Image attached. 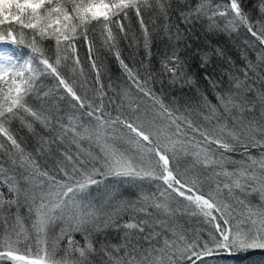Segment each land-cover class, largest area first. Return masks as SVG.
Listing matches in <instances>:
<instances>
[{
	"label": "trees",
	"instance_id": "obj_1",
	"mask_svg": "<svg viewBox=\"0 0 264 264\" xmlns=\"http://www.w3.org/2000/svg\"><path fill=\"white\" fill-rule=\"evenodd\" d=\"M237 3L252 24V30L264 36L261 23H258H264V14L259 10L264 0H237ZM230 4L231 0H148L147 6L141 7L139 17L135 10H129L127 19L121 14L119 19L124 30L112 25V40L106 39L107 34L95 22L89 26L87 39H78L75 53H70V58L62 60L58 67L60 74L81 98L83 107L66 93L63 86L58 85L54 76L41 75L36 83L38 94L30 96L28 104L40 111L46 120L36 121L29 114L21 112L9 125L23 154L34 163H25L21 168L19 155L10 142L0 136V144L4 145L0 149V165L4 169L2 178L8 184L16 183L20 189L17 203L11 204L9 202L16 199L15 195L9 193L6 184L0 183L5 201L0 207V238L11 236L15 240V233L21 227L16 223L18 215L28 234L27 241L21 236L19 252L27 254L31 245L35 253L37 234L32 225L40 197L57 187L52 183L53 179L75 187L76 182L87 175L96 182L89 183L83 191H77L75 200H81L84 204L95 203L98 211L105 214L111 210L112 215L117 204L122 205L123 210H118L114 218L101 217L95 222L96 228L84 225L91 233L94 249L87 254L85 264H115L117 259L127 264L129 256L125 255L126 251L129 255H135L136 259H140L141 254L148 256L149 260L163 255L164 264H168L167 255L157 253L150 247L149 241L143 239L150 233L162 231L159 221L166 222L169 228L178 229L189 243L197 235L201 240L208 239L211 226L204 222L202 216L193 214V207L186 201L167 197L169 213L155 207L156 203L163 202L160 194L164 188L160 180L117 176L106 165L105 143L134 161L139 159L127 129L118 123L108 127L117 118L142 125L144 131L155 136L162 148L168 145V140L159 135L158 130L165 128L171 135L176 130L173 120L180 124L184 135L179 139L185 144L192 138L203 140L193 128L210 132L215 129L218 138H223L218 131L223 124L232 127L235 123L241 130L250 129L241 136V143L230 141L235 151L225 152L211 145L216 159L223 153L224 159L219 160L218 164L205 168L196 162L194 156L179 151L172 163L184 181L197 179L199 188L205 194L212 192L221 203L231 205L241 214L245 210L243 205L237 203V197L253 205L264 203L259 193L246 196L243 192L234 193L237 190L234 187L231 196L226 189L216 192L217 184H231V179L225 177L223 172H235L242 166L247 167L251 164L249 156L259 160L264 155V147H253L251 140L252 136L264 140V135L254 130L264 128V44L251 35L247 26L233 21L235 14ZM220 12H225V15L221 16ZM24 31L30 34V30ZM42 47L46 57L54 63V40H45ZM23 50L28 53L27 48ZM121 60L127 65L131 76L124 70ZM169 69H175V74ZM133 78L163 102L170 110L171 117L159 114L153 100L137 88ZM219 96H231L244 110L232 109L230 113H225L217 99ZM101 119L106 122L107 132L98 142L94 131L85 133V129L95 130ZM186 122H190L192 127H188ZM28 123L32 125L31 130L26 126ZM10 156L16 159V164L12 163ZM142 166L147 167L146 157L144 165L135 164L138 170ZM65 172L68 176H65ZM25 194L29 197L27 201ZM32 196L36 197L34 204ZM71 203L69 201L70 206ZM30 206L33 209L31 212ZM141 221L149 222L143 232L138 228L124 227L127 223L139 224ZM62 230L66 234L60 239ZM69 236L74 241L73 249L85 246L84 233L67 229L65 223L50 230L47 228L49 249L58 241L56 259L67 257L73 261V257H77L75 254L78 252L68 251ZM168 237L172 238L171 232ZM156 243V240L151 241V244ZM159 246H162V240ZM134 247L140 250L133 252ZM203 249L201 242L192 252ZM192 252L187 254L190 258L179 264H215L217 260L221 264H264V249H233L231 254L221 251L219 255L203 259H197ZM0 264L12 262L3 259Z\"/></svg>",
	"mask_w": 264,
	"mask_h": 264
},
{
	"label": "snow or ice",
	"instance_id": "obj_2",
	"mask_svg": "<svg viewBox=\"0 0 264 264\" xmlns=\"http://www.w3.org/2000/svg\"><path fill=\"white\" fill-rule=\"evenodd\" d=\"M147 2L148 0H0V136L5 137L19 155L21 168L24 167L25 163L31 165L34 162H30L29 156L23 154V149L10 131L9 125L12 120L20 116L21 112L29 114L36 121L44 122L46 120V117L40 111L33 109L28 104L29 97L37 93L36 83L39 77L44 74L54 76L58 81V85L63 86L66 93L80 102V106L83 107L81 98L58 71L62 60L69 59L70 53H75L78 39L81 37L87 39L89 26L93 25V22L99 25L102 31L107 34L106 39L112 40L114 39L112 25L117 26L121 31L124 30V26L119 19L121 14H123L124 19H127L129 10H135V14L139 17L141 7L147 6ZM160 6L163 7L162 4ZM230 8L235 14L233 21H239L240 24L247 26V30L251 35L264 44V36L258 35L256 31L252 30L253 26L249 23L237 0H231ZM259 10L261 14H264V3L260 5ZM219 14L223 16L225 12ZM182 15L184 14L182 13ZM185 18L187 19V17ZM140 22L143 26L142 19ZM258 23H261V30L264 31V23L259 21ZM25 29L30 30V34L26 33ZM45 40H54L55 42L54 63L50 62L45 55V49L42 47ZM5 45H11V47ZM23 48L28 49L27 54ZM117 58H119V54H117ZM76 63H79L78 58ZM120 63L131 76L127 65H124L122 60ZM93 67H95L94 63ZM169 70L175 74V69ZM133 82L145 96L153 100L162 117H171L170 110L165 107L161 100L155 98L150 90H145L135 78H133ZM217 99L225 113H230L232 109H238L241 112L244 110L241 104L231 96L227 98L219 96ZM249 110H251V106ZM212 111L213 113L216 112L215 107L212 108ZM89 115H92V113H89ZM117 123L122 125V128L127 129L130 134L129 140L134 143L139 159L134 161L133 158L126 157L123 152L110 148L105 143L103 149L106 156L105 163L114 174L160 180L164 188V191L160 194L163 202L155 204L157 209L169 213V205L166 202L167 197L182 199V201H186L193 207V214L202 216L204 222L211 226L207 240H201V237L197 235L196 239L189 243L185 235L178 229L169 228L166 222L159 221L162 231L150 233L143 239L149 241L152 249L165 253L168 264H179L184 259L190 258L187 254L192 252L194 247H198L201 242L204 245L203 251L192 252V255L196 256L197 259L219 255L221 251L231 254L233 249H264V203L253 205L237 197V203L243 205L245 210L241 214L231 205L221 203L212 192L205 194L199 188L197 179L194 178L190 182L184 181L176 172V165L172 163L179 151L194 156L196 162L202 167L207 168L218 164L219 160L224 159L223 153L216 159L211 145H216L218 149H223L225 152L235 151L230 141L241 143V136L249 132L250 129L241 130L235 123L232 127L223 124L218 130L223 138H218L215 135V129L210 132L193 128V131L203 137V140L192 138L185 144L179 139L180 136L184 135L181 126L173 120L172 123L176 124L174 133L169 135L165 128L158 130L159 135L165 136L168 140V145L162 148L156 142L155 136L144 131L142 125L117 118L108 127ZM105 124L106 122L101 119L95 130L85 129V133L94 131L99 142L101 137L106 136L107 128H105ZM186 124L188 127H192L190 122H186ZM26 126L31 130V123ZM254 130L264 135V128H255ZM251 140L253 147H264V140H257L255 136H252ZM3 148L4 145L0 144V149ZM245 152H247V149H245ZM145 157L147 167L142 166L138 170L135 164L144 165ZM9 158L13 164L17 163L14 157L10 156ZM248 159L251 164L247 167L242 166L235 172H223L225 177L231 179V184L224 183L222 186L217 184V193L221 192L222 189H226L231 196L234 187L245 193L246 196L259 193L260 200L264 202V155L259 160L251 156ZM3 172V166L0 165V183L6 184L9 193L14 194L16 197L9 203L16 204L20 196V189L16 183L8 184L2 178ZM43 175H47V173H43ZM65 176H68L67 172H65ZM250 181L252 183H249ZM95 182V180L85 175L83 180L77 181L74 187L53 179L52 183L57 187L50 189L47 194L40 197L39 207L36 209V219L32 225L37 234L34 242L35 253H33L31 245L27 249V254L19 252L18 245L21 242V236L27 241L28 234L17 215L16 223L21 225L20 230L15 233V240L11 236L0 238V248L4 249L0 250V260L7 259L12 264H76L67 257L62 260L56 259L58 241L54 242L51 250L47 242L48 225L57 218H64L66 211L69 209V201L72 202L70 218L75 224V230L84 233L85 246L73 249L74 241L69 236L68 251L78 252L80 258H86L87 254L94 249L90 238L91 233L84 225L92 224L96 228L95 221L98 217L90 204L76 203L75 193L83 191L89 183ZM25 197L27 201L29 199L27 194H25ZM31 199L34 204L36 197L32 196ZM4 203L3 191L0 190V207ZM32 210L30 206L29 212ZM220 221H222V224ZM148 224V221H141L139 224L127 223L124 227L126 229L138 228L140 232H143L145 225ZM169 232L172 235L171 239L168 237ZM65 234L62 230L59 238L62 239ZM152 240H156L157 243L151 244ZM161 240L162 246H159ZM137 244H139V241ZM139 250V247L132 249L133 252ZM125 255L129 256L127 264H164L163 255L155 257L154 260H149L148 256L143 254H141L140 259H136L135 255H129L127 251ZM115 264H124V261L117 259Z\"/></svg>",
	"mask_w": 264,
	"mask_h": 264
},
{
	"label": "rangeland",
	"instance_id": "obj_3",
	"mask_svg": "<svg viewBox=\"0 0 264 264\" xmlns=\"http://www.w3.org/2000/svg\"><path fill=\"white\" fill-rule=\"evenodd\" d=\"M235 192H241L240 190H235L234 191V193ZM76 203L77 204H80L81 203V200H76ZM233 204L235 205V202H233ZM90 205L92 206V208L95 210V212H96V215H97V217H98V219L95 221V222H97V221H99V220H101L100 218L101 217H107V216H110L111 218H114L117 214H115V213H118V210H123V206L122 205H119V204H117V205H115V208H113V214L111 215V210H108L107 212H106V214L105 213H103V211H101V210H99L98 211V206L94 203H90ZM100 208H102V205H100L99 206ZM71 213H72V209H71V206H70V204H69V209L66 211V213H65V216H64V218L63 219H59V218H57L56 220H54L53 222H51L49 225H48V230H50V229H52L53 227H55V226H59V225H62L63 223H65V224H67V229H75V224H74V222L72 221V219L70 218L71 217ZM110 218V219H111ZM92 226V224H88L87 225V227H89V226ZM252 250H256V249H252ZM157 253H159V252H157ZM75 256H77V257H73V261L74 262H76V264H85V262H86V258H84V259H82V258H80L79 257V254H75ZM154 259V258H153ZM152 259V260H153ZM215 264H221V261H219V260H217V261H215ZM234 264V263H233ZM236 264V263H235Z\"/></svg>",
	"mask_w": 264,
	"mask_h": 264
}]
</instances>
